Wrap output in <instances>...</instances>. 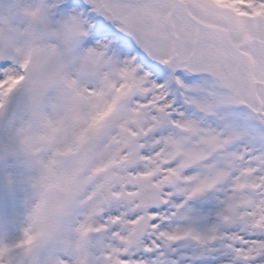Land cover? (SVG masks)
<instances>
[{
    "label": "rangeland",
    "instance_id": "rangeland-1",
    "mask_svg": "<svg viewBox=\"0 0 264 264\" xmlns=\"http://www.w3.org/2000/svg\"><path fill=\"white\" fill-rule=\"evenodd\" d=\"M78 1L0 0V99H20L12 154L0 163V264H264V70L255 98L245 60L219 32L193 34L171 0H83L85 8ZM180 1L199 17L211 6L207 0ZM225 3L247 13L254 6L252 0ZM89 11L137 38L157 63L171 55L173 70L180 62L191 70L218 64L224 78L205 74L187 82L182 74L176 79L181 99L164 94L158 79V101L148 83L152 77L133 67L128 50L93 38ZM222 14L207 21L230 16ZM136 16L155 23L144 28ZM258 19L243 29L230 17L225 26L249 36L248 25ZM176 23L182 26L177 46L191 57L167 51L166 40L160 41ZM251 42L243 41L263 69L264 45ZM22 66L27 74H19ZM136 85L146 89L144 97L128 96ZM53 100L61 115L44 125L39 115L48 109L42 106ZM244 101L256 109V128L238 107ZM137 133L147 136L130 142ZM86 142L96 152L90 163L78 155ZM194 143L199 150L192 156ZM155 168L171 187L162 206L149 212L153 223L144 238L133 240L141 212L130 182Z\"/></svg>",
    "mask_w": 264,
    "mask_h": 264
},
{
    "label": "water",
    "instance_id": "water-1",
    "mask_svg": "<svg viewBox=\"0 0 264 264\" xmlns=\"http://www.w3.org/2000/svg\"><path fill=\"white\" fill-rule=\"evenodd\" d=\"M16 109V102H13L8 107L11 110L9 113L5 114V118L0 120V161L5 159L9 153V128L12 124V119L14 117ZM137 184L140 186L141 190L139 192V199L144 201V199H149L150 205H157L160 203V190L164 183L160 186L150 185L144 186L141 181ZM157 193V195H155Z\"/></svg>",
    "mask_w": 264,
    "mask_h": 264
},
{
    "label": "bare ground",
    "instance_id": "bare-ground-1",
    "mask_svg": "<svg viewBox=\"0 0 264 264\" xmlns=\"http://www.w3.org/2000/svg\"><path fill=\"white\" fill-rule=\"evenodd\" d=\"M253 59H254V62L253 61H251V66H252V68H253V71H254V73L256 74L255 75V77H256V79L257 80H259L260 79V70H259V66H258V62L256 61V59L253 57ZM83 67H84V65H83ZM43 68H42V70H41V72H40V76L43 78ZM3 73H4V75L6 76L7 75V72H6V70H4L3 71ZM134 79H135V77H133ZM154 79L155 80H152L151 82H150V84H151V88H152V91L154 92V91H156L158 94H154V98L155 99H158L159 97H160V94H159V92H161V90H160V88H159V84H158V81H157V78H155L154 77ZM42 80V79H41ZM259 89V88H258ZM76 98L77 99H79V97L76 95ZM162 98H159L158 99V101H160ZM53 102L54 103H52V102H50L49 103V105H43L42 106V109H44V108H46V110H47V113H45V114H43V113H41L40 115H39V119H41L42 121L43 120H47V119H52L53 118V116L54 115H56V116H59V115H61V113H60V110H59V106H57L58 105V100H53ZM55 104H57V105H55ZM55 109V110H54ZM23 111L25 112V116L26 115H28V116H30L31 114H32V109H31V105L30 104H24L23 105ZM263 111H264V108H263ZM34 113H35V115H37L38 114V111L37 110H35V108H34ZM22 116V115H21ZM38 116V115H37ZM123 116H125V115H123ZM24 120H25V118H24ZM44 122V121H43ZM47 123L46 122H44V125H46ZM115 140H120V139H118V138H116ZM200 144L201 145H204V139H202L201 138V141H200ZM192 149H193V153H192V156H194V155H196V153L198 152L197 150H199V145L198 144H196V143H194L193 145H192Z\"/></svg>",
    "mask_w": 264,
    "mask_h": 264
}]
</instances>
